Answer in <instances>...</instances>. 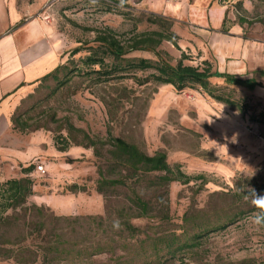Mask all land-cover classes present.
<instances>
[{"label": "rangeland", "instance_id": "374dc122", "mask_svg": "<svg viewBox=\"0 0 264 264\" xmlns=\"http://www.w3.org/2000/svg\"><path fill=\"white\" fill-rule=\"evenodd\" d=\"M39 4L55 30L65 69L57 79L36 84L16 109L14 119L27 126L21 129L12 123V134L0 137V182L21 176L23 168L31 164H43L46 174H30L37 194L30 203L47 207L53 216L84 217L71 222L73 225L60 223L68 231L73 229L67 236L71 244L119 246L120 236L123 241L126 236L121 233L126 218L120 211L131 192L122 186L110 188L107 201L97 186L98 166L107 169L108 157L97 156L92 147L76 145L84 134L103 140L111 131L149 154L166 151L168 162L180 164L189 176H205L189 184H171L169 221L131 219L143 230L132 243L139 248L147 235L165 237L159 255H154L151 239L145 246L152 260L168 264H264V227L252 222L259 209L244 196L264 179V124L251 120L252 115L264 112V75L259 72L264 70V0H128L127 8H113L112 12L107 10L113 6L111 0H39ZM215 5L227 9L224 25L216 19ZM152 14L173 23L180 47L164 42L160 50L174 64L186 53L184 63L188 65L204 66L209 61L214 70L246 67L248 78L263 86L250 90L227 85L223 79L211 80L218 93H230L246 103V112L216 101L199 88L177 92L171 85L139 86L129 78L96 83L84 74L83 60L99 45L95 41L98 32L112 29L124 40L134 31L158 30V25L147 21ZM76 49L79 52L72 55ZM128 57L156 60L153 53L141 51ZM107 62L112 58L107 57ZM69 133L76 141L60 151L56 140ZM153 180L155 175L144 177L136 189L155 203ZM75 184L86 191L72 193ZM187 214L190 221L184 222ZM102 217L107 219L102 222ZM224 224L227 227L222 228ZM27 231L22 227L9 232L0 242L12 241L8 246L15 243L16 247ZM45 244L31 236L19 243L34 249ZM181 245L186 247L179 251ZM131 255L118 247L115 253L94 255L89 261L40 255L33 264H135L145 259L142 254L134 259ZM0 264L19 263L15 258H2Z\"/></svg>", "mask_w": 264, "mask_h": 264}, {"label": "trees", "instance_id": "16d2710c", "mask_svg": "<svg viewBox=\"0 0 264 264\" xmlns=\"http://www.w3.org/2000/svg\"><path fill=\"white\" fill-rule=\"evenodd\" d=\"M127 1L111 0L113 6H110L107 10L112 12L113 8H127ZM147 21L158 25L159 29L142 32L134 31L131 37L124 40L119 38L112 29L98 32L95 41L99 45L93 47L90 55L83 60V64L87 68L84 74L96 83L109 81L112 78L121 80L129 78L133 79L139 86H145L150 83L171 85L177 92L199 88L216 101L224 103L233 109H238L242 113L246 112L248 107L246 103L233 99L230 93H218L219 88L214 86L211 80L214 78L223 79L227 85L242 86L250 90L255 89L258 85L263 86L261 83L254 78L243 79L229 73H221L216 69L214 70L213 65L209 61H204V66L185 64L184 61L188 58L186 53H183L181 60L174 64L171 60L172 58L160 50L164 42H171L174 46L180 47L178 43L179 37L172 31L173 23L169 19L155 14L150 15ZM139 51L153 53L156 56V60L145 57H128L130 54ZM78 52L79 49H76L72 52V55ZM107 57L112 58L111 63L107 62ZM96 66H98V69ZM63 69H65L64 64L58 66L42 80L57 79L58 73ZM139 73H148V75H139ZM64 83L63 81L61 84ZM106 105L109 106V103H106ZM251 120L264 124V112L260 113L259 116L252 115ZM12 122H16V126L21 129H25L27 126V124H21L20 126V122L14 118ZM79 132L83 131L80 130ZM85 140L88 143H85ZM73 141H76L75 137L72 133H69L68 136L59 137L56 140V145L60 151H66ZM76 145L92 147L97 156L105 155L108 157L107 169L102 165L98 166L99 180L97 186L98 192L107 201L110 199L108 192L110 188L117 189L122 186L131 192V195L127 197L126 204L120 211L122 216L126 218L121 223V233L126 234L125 240L123 241V237L120 236L122 243L119 246H116L115 243L105 242L83 247H80L79 244H71L67 240V236L74 232L73 229L68 231V228L61 227L60 223L66 222L68 225H73L74 222L85 218L53 216L48 213L49 209L47 207L38 205L36 202L30 203V199L37 195L34 190L36 185L30 174L36 171L38 166V164H31L23 168L21 176L8 178L0 182V230L6 229L2 232L0 238H5L9 232L21 230L23 227L24 229L27 228L28 231L23 235L21 241L31 236L32 238L45 240L46 244L34 249L30 246H20L19 243L21 241L16 243V247L15 243H12L14 244L13 246H8L12 241H2L0 242V259L15 258L19 264H33L37 262L40 255L45 257L53 255L52 258L54 260L78 258L79 260L89 261L94 255L105 252L115 253L118 247H122L127 251V255L132 254V259L137 255H144L145 259L135 264H168V261L152 260L148 254L149 249L145 246V243L151 239V249L155 250V254H153L159 255L161 249H164L160 244L166 242L165 237L152 239L147 235V239L142 240V245L138 248V244L132 242L133 239H138V235L143 230L135 226L131 219L157 218L164 222L169 221L171 219L169 207L171 184L174 182L189 184L192 180L203 179L205 176H189L183 172L180 164L172 166L168 162L166 151L158 150L153 154H149L136 143L130 142L123 137H117L111 131H109L108 137L103 140L93 139L89 135L84 134V139L81 142L76 141ZM104 151L105 154L103 153ZM149 175H155V180L151 182L156 193L157 202L155 203L147 200L136 189V185ZM254 189L257 194L264 195V179ZM70 191L78 193L86 190L75 184ZM87 218L96 220L98 217ZM106 219V217H102L101 221L103 222ZM188 221H190V217L187 214L184 216V222ZM234 221L235 219L231 223ZM49 224L53 225L51 229L48 228ZM101 226L102 224L99 225V227ZM221 227L225 228L227 224ZM44 230L46 231L45 233H43ZM171 245L167 243V247H171ZM185 247V245H181L178 249L182 251Z\"/></svg>", "mask_w": 264, "mask_h": 264}, {"label": "crops", "instance_id": "0c3cea01", "mask_svg": "<svg viewBox=\"0 0 264 264\" xmlns=\"http://www.w3.org/2000/svg\"><path fill=\"white\" fill-rule=\"evenodd\" d=\"M40 9L39 0H0V137L12 134L15 111L34 86L64 64L55 30ZM214 14L224 25L227 9L215 5ZM216 70L252 79L246 67Z\"/></svg>", "mask_w": 264, "mask_h": 264}, {"label": "clouds", "instance_id": "9594fccd", "mask_svg": "<svg viewBox=\"0 0 264 264\" xmlns=\"http://www.w3.org/2000/svg\"><path fill=\"white\" fill-rule=\"evenodd\" d=\"M248 192V195H244L245 198L259 209V212L253 215L252 222L258 227H264V195L257 194L254 188H249Z\"/></svg>", "mask_w": 264, "mask_h": 264}, {"label": "built area", "instance_id": "2783aa9c", "mask_svg": "<svg viewBox=\"0 0 264 264\" xmlns=\"http://www.w3.org/2000/svg\"><path fill=\"white\" fill-rule=\"evenodd\" d=\"M36 172H38L39 174H46V168L43 164H39L36 168Z\"/></svg>", "mask_w": 264, "mask_h": 264}]
</instances>
